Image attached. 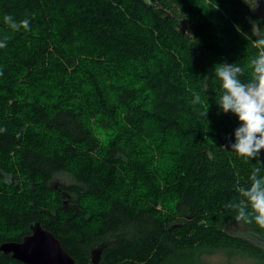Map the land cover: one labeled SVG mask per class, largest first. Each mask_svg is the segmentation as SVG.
Returning <instances> with one entry per match:
<instances>
[{
    "label": "trees",
    "instance_id": "trees-1",
    "mask_svg": "<svg viewBox=\"0 0 264 264\" xmlns=\"http://www.w3.org/2000/svg\"><path fill=\"white\" fill-rule=\"evenodd\" d=\"M254 1L0 0V245L40 222L78 264L104 242L99 264L220 251L264 264V248L230 228L264 229L226 207L253 168L264 175V149L226 148L240 124L219 108L214 74L227 62L251 78L253 22L264 32ZM176 8L191 33L165 11ZM62 173L74 181L55 182ZM0 264L24 263L0 252Z\"/></svg>",
    "mask_w": 264,
    "mask_h": 264
},
{
    "label": "clouds",
    "instance_id": "clouds-1",
    "mask_svg": "<svg viewBox=\"0 0 264 264\" xmlns=\"http://www.w3.org/2000/svg\"><path fill=\"white\" fill-rule=\"evenodd\" d=\"M4 23L13 31L30 30V20L17 22L12 16L5 15ZM237 31L240 29L237 27ZM253 46L258 50L249 64L251 78L246 82L240 79L244 75L242 67L236 63H219L214 65V74L221 82L223 94L218 105L224 112H231L239 121L240 126L235 129V142H230L226 148L243 158H257L264 149V32L253 22ZM245 39H250L244 34ZM9 37L0 41V49L7 46ZM193 104L200 103V96L195 95ZM207 115L202 112L201 116ZM6 129L0 128V132ZM260 168H253L248 186H240L237 191L241 199L230 202L226 207L236 211L235 219L245 224L255 223L264 229V175Z\"/></svg>",
    "mask_w": 264,
    "mask_h": 264
},
{
    "label": "water",
    "instance_id": "water-1",
    "mask_svg": "<svg viewBox=\"0 0 264 264\" xmlns=\"http://www.w3.org/2000/svg\"><path fill=\"white\" fill-rule=\"evenodd\" d=\"M246 234L252 233L245 227ZM240 232L234 234L249 240L254 245L264 248V237L252 233L250 238H246ZM109 242L101 243L92 248L90 253V264H99L102 260L104 250ZM0 252L11 255L12 258L24 264H78L76 260L63 248L61 242L52 232L45 229L40 222L31 226V234L23 238L22 241H6L0 245Z\"/></svg>",
    "mask_w": 264,
    "mask_h": 264
},
{
    "label": "rangeland",
    "instance_id": "rangeland-1",
    "mask_svg": "<svg viewBox=\"0 0 264 264\" xmlns=\"http://www.w3.org/2000/svg\"><path fill=\"white\" fill-rule=\"evenodd\" d=\"M255 8L257 12H260L264 14V0H255ZM166 12L173 14L177 17V20L179 22V27L189 30L190 27V33H191V24L189 20L186 17V14L182 11L181 12L178 8L176 10L172 9H165ZM226 13V10H225ZM74 181V178L72 175L67 174V173H62L56 176L55 182L61 183V184H70ZM230 231L234 234L244 232L245 227L244 226H235L231 227ZM252 233H247L244 232V236L246 238H250ZM190 264H256V261L252 258H247L245 256L237 255L234 257H229L226 252L220 251L214 254H208L203 256L200 260L197 262H192Z\"/></svg>",
    "mask_w": 264,
    "mask_h": 264
},
{
    "label": "bare ground",
    "instance_id": "bare-ground-1",
    "mask_svg": "<svg viewBox=\"0 0 264 264\" xmlns=\"http://www.w3.org/2000/svg\"><path fill=\"white\" fill-rule=\"evenodd\" d=\"M33 224V223H32Z\"/></svg>",
    "mask_w": 264,
    "mask_h": 264
}]
</instances>
